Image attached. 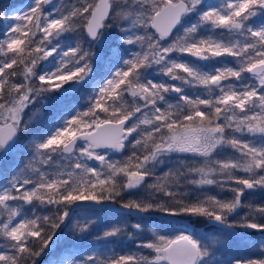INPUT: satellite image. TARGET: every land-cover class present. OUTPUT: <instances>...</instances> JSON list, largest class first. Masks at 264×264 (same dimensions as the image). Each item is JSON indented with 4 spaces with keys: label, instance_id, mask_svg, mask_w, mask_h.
<instances>
[{
    "label": "snow or ice",
    "instance_id": "6c2138e0",
    "mask_svg": "<svg viewBox=\"0 0 264 264\" xmlns=\"http://www.w3.org/2000/svg\"><path fill=\"white\" fill-rule=\"evenodd\" d=\"M0 23V162L16 150L26 109L90 88L86 107L58 111L28 162L0 182V264H38L73 212L112 204L176 218L180 231L68 264H264L217 256L220 241L188 222L264 234V203L243 199L264 191V0H31L10 21L0 11ZM73 33L83 38L62 43ZM254 243L264 250V235Z\"/></svg>",
    "mask_w": 264,
    "mask_h": 264
},
{
    "label": "rangeland",
    "instance_id": "374dc122",
    "mask_svg": "<svg viewBox=\"0 0 264 264\" xmlns=\"http://www.w3.org/2000/svg\"><path fill=\"white\" fill-rule=\"evenodd\" d=\"M30 2L31 0H15L13 1V3H10V6L5 10V12L9 14V21L11 20L12 16L19 14L22 11H26L27 5ZM63 2L64 0L55 1V3L58 5ZM211 2L219 3L221 2V0H211ZM0 24L2 31L3 24L2 23ZM79 35L80 33L68 34L67 39L62 43L75 42V40ZM104 54L108 55V51L106 53L104 51ZM218 60H226L228 63H231L232 58L231 57L218 58ZM200 63L205 64L203 62ZM214 63H216V61L206 62V64L208 65ZM99 65L100 67L98 69H97V65L95 66V68L97 69L96 70L97 77L104 75V72L102 71V65L100 63ZM89 92H90V88L88 86H85L74 94H71L66 97H59V102H56L51 98L42 99V103H41L42 105L40 104V107L38 108V113L39 115H41V117H45L46 121H44L43 123L44 125L40 130L34 131L30 135V137L23 143L19 141V136L22 129L20 130V132L18 133V138L16 140V146H17L16 150L10 154V157L12 158H9V160H7V165L5 166H3L2 162H0V182H3L5 177L9 176L10 170L13 169L16 165H20L21 167H23V164H26L28 160L31 158L30 153L34 150L32 144L34 135L39 133L47 124H49V122L53 119V117L57 114L58 111L68 108L69 104H74L73 106H75L77 100L79 99L84 100V98L86 103ZM51 96L58 97V94L52 93ZM78 97L79 99H77ZM28 145L32 146L31 150L30 148H23V146L26 147ZM127 154H128L127 152H125L122 155H118L115 153L112 155V158L121 159L123 156H126ZM17 159L18 161L15 162V160ZM60 163L66 166L68 162L61 161ZM161 167L167 169V166L162 165ZM39 214H48V213L46 212V210H42ZM104 223L105 222L103 217L96 219L95 225L89 226L88 233L87 232L81 233L80 231L76 233L74 227L70 229V225L67 227H64L63 225L61 228L62 230L60 229L57 233L58 238H55L54 243L51 245L52 251H49L45 255L41 256L40 259L38 260V264H56L58 260H63L65 261V264H68L69 261L78 260L81 256H86L87 254H94L100 258H103L104 256L111 255L113 249L118 251L120 248H125L127 246L134 245L135 238L132 237L130 238L129 236H125V237L118 236V237H110V238H104V236H96L93 239L92 238L86 239L87 235L89 236V233L95 232V234L98 235L99 230L100 232H102L103 230L99 229V226ZM232 232H233L232 236L236 237L235 239L238 242V247L234 251H228L222 254L217 253V256H222L223 258L234 257V256L264 258V252L262 254L259 253L261 248L258 246V243H254L256 242L257 239H261L262 235L264 234L251 229H239V228H237L235 231ZM2 244H3V240L0 239V245ZM59 247H60V251H57V248ZM255 252H258L260 255L254 254Z\"/></svg>",
    "mask_w": 264,
    "mask_h": 264
},
{
    "label": "trees",
    "instance_id": "16d2710c",
    "mask_svg": "<svg viewBox=\"0 0 264 264\" xmlns=\"http://www.w3.org/2000/svg\"><path fill=\"white\" fill-rule=\"evenodd\" d=\"M15 0H0V11H5L6 8L10 6V3H13ZM0 31H1V24H0ZM79 37L83 38V34L80 33ZM116 36L115 33H111L106 37V48L104 49L105 53L108 51V46L112 45L115 41ZM96 49L93 48V51ZM97 69L100 67L99 62H97ZM95 65V66H96ZM96 69V70H97ZM79 99V97L77 98ZM42 103V100L34 103L31 105L28 109L25 111V117L24 121L27 124V127L25 128L23 125L21 126V133L19 136L20 142H25L30 135L34 131H38L42 128L44 125V121H46L45 117H41L38 113V108L40 107V104ZM85 98L84 100H77L76 105L80 109H83L86 107L85 105ZM42 105V104H41ZM74 104H69L68 107L73 106ZM44 116V114H43ZM23 148H30L32 149L31 145L23 146ZM21 156V155H20ZM10 155L3 160L2 165H7V160H9ZM173 159H175V156H173ZM15 160V162H17ZM162 168V167H161ZM163 171H167V169L162 168ZM242 174V173H241ZM243 175V174H242ZM189 191H193L192 186L188 187ZM207 191L211 194H216L219 192V189L217 188H210L207 189ZM223 196L230 197L232 194L230 192H224L222 193ZM125 199L128 198L127 194H125ZM245 200L252 201L253 203L260 204L264 203V191L262 190H256V191H249L246 192L245 197L243 198ZM245 210H241V215L243 214ZM47 212V210H46ZM48 213V212H47ZM49 214V213H48ZM104 218V224L99 226V229L103 230L102 232H98V235L93 233H89V236L87 235L86 239L89 238H95L96 236H103V233L105 230L110 229L111 226H119L123 229V233L120 235V237L128 236V233H132V238H135V240H144L147 241L152 238V234L159 233L166 236H174L179 233L180 228L176 227V223L170 222L164 219H158L148 216H134L131 214H122L117 213L114 211H110L109 209H87V208H81L77 209L75 212L72 213L71 217L66 221V225L64 227H67L70 225V229L74 227V230L76 233L79 232V227L84 224L89 225H95V220L99 218ZM136 222H141L143 224V230L141 232H136L133 228H131V225ZM192 231L196 232L197 234L201 236H215L216 239L220 241V250L217 252L219 254L226 253L228 251H234L238 247V242L235 239L234 236H227L223 234H219L216 231V228L212 225H208V222L203 219H197V218H190ZM62 230V229H61ZM60 233V232H59ZM88 233V231H87ZM86 233V234H87ZM101 234V235H99ZM260 239H257L256 242H258ZM135 246L130 245L125 248H120L118 251H127L128 249L134 250ZM57 251H60V247L57 248ZM145 253H147V250H144ZM264 250H260L259 253H263ZM258 252H255L254 254L260 255ZM40 259V258H39Z\"/></svg>",
    "mask_w": 264,
    "mask_h": 264
},
{
    "label": "water",
    "instance_id": "95a60500",
    "mask_svg": "<svg viewBox=\"0 0 264 264\" xmlns=\"http://www.w3.org/2000/svg\"><path fill=\"white\" fill-rule=\"evenodd\" d=\"M56 0H54V3H55ZM77 92V91H76ZM74 92V93H76ZM73 93V94H74ZM17 138H18V135H17ZM16 138V140H17ZM125 153V152H124ZM123 153V154H124ZM118 155H122L121 153H116ZM81 208H87V209H104V208H107L109 209L110 211H114V212H117V213H122V214H129L127 213L125 210L123 209H120L118 205L116 204H112V205H106L104 206L103 208H98V207H95V206H91V205H83L81 206L79 209ZM131 215H134V216H143V215H147V216H152V217H155V218H158V219H164V220H167V221H171V222H174V220L176 218H171V217H166L160 213H152V214H138V213H132ZM188 222H189V219H188ZM208 222V221H207ZM208 225H213L212 223L208 222ZM236 229H233L232 231H235Z\"/></svg>",
    "mask_w": 264,
    "mask_h": 264
},
{
    "label": "flooded vegetation",
    "instance_id": "af4514ba",
    "mask_svg": "<svg viewBox=\"0 0 264 264\" xmlns=\"http://www.w3.org/2000/svg\"><path fill=\"white\" fill-rule=\"evenodd\" d=\"M203 63H206V62H203ZM150 214H152V213H150ZM148 217H152V216H148ZM153 218H155V217H153ZM176 227L179 228L178 225H176ZM190 230H192V227L190 228Z\"/></svg>",
    "mask_w": 264,
    "mask_h": 264
}]
</instances>
